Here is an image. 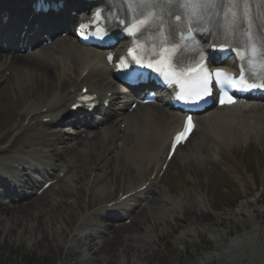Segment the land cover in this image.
Returning a JSON list of instances; mask_svg holds the SVG:
<instances>
[{
  "label": "bare ground",
  "instance_id": "6f19581e",
  "mask_svg": "<svg viewBox=\"0 0 264 264\" xmlns=\"http://www.w3.org/2000/svg\"><path fill=\"white\" fill-rule=\"evenodd\" d=\"M13 1L0 0V13L11 14L12 11L8 10L12 8V3L16 4ZM16 1L17 3L19 1V4L23 7H27L31 2V0ZM77 2L82 4V6L87 5V2L83 0H67L64 5L66 10L60 12L57 17L55 15L52 17L47 16L45 19L47 21L53 19L55 22L57 19L58 22L60 20L62 22L71 20L73 15L72 10ZM16 12L17 15L14 17L16 23H18V20L20 21L22 16L24 17L23 20L26 21L29 15L28 12L22 15L21 11L20 13ZM15 14L12 13V16ZM37 22L42 25L39 26L37 23L32 25L31 23L29 25L31 28L26 31L24 37L20 35L21 38L32 41L42 32L53 30L49 27V23L43 26L44 23H41L42 21L38 20ZM19 31L21 32V29ZM12 38L14 37L12 36ZM114 48L116 49L117 47L115 46ZM60 49L61 52L65 50L66 52L56 57L46 58L47 60L54 59L55 63L53 67L40 62L36 63V66L33 67L32 63H30V56L12 57L8 62L7 59L9 58L4 57L3 60V56H0V71L5 62L11 64L9 76L3 75L2 71L0 72V76H4V78H7L6 80L13 78L15 81H19L20 77H22L18 88V91L21 92L22 90L18 104L21 113L16 127L20 125L22 118L26 119L29 117L27 126L21 133L24 134L32 130V135L26 142L20 144V148L17 151L22 154L15 155L13 161L10 162L18 166L15 169L19 170L20 174L14 172L13 174L6 175L0 171V185L6 187L4 194L10 199L9 202L13 206H16L10 207L1 205L0 203V221H3L0 223V240L18 243L20 242V238L25 235L26 230L33 228L30 220H28V207H33L31 211L37 214L38 220L42 214L54 218L53 216L57 213V210L54 211L47 208L46 201H41V199L35 200L36 197L32 199L31 195L26 197V193L21 190V185L26 188L30 186L25 182H21L20 177L23 173H26V175L28 172L35 173V176H28V179L35 183L37 182V177L43 179L45 177L54 178L55 172L53 169L63 172L64 168L68 170L69 166L73 168L78 163L77 165L80 164L82 169L85 167L84 170L87 171V175L83 173L75 180L80 182L86 176L92 177V180L86 179L84 187L86 191L89 189V196H92L93 200L102 198L104 199H101L102 203H104L108 198H116L119 190L122 192L121 196L126 194L124 199H121V197L120 199H116V202L109 207L101 205L98 211L90 214L91 217L86 222L82 220L78 223L79 228L77 233L88 225L97 228L94 233L89 234L91 235V239L88 243L86 244L85 241L83 243L82 252L84 255L81 261L90 264H121L115 258V248H119L118 250L124 254L133 252V257H136V259L143 258L145 257L146 245L145 239L142 242L140 239L142 235L149 238V233L143 231L145 229L142 228L141 222L137 223L138 216L145 208H154L155 204L161 203L160 205L167 206L168 203H172V201L169 202L166 193H164V187H156L155 185V182L160 180L158 178L159 175L155 174L154 177H150V173L155 166L153 160L156 159L157 161L158 158H163L162 154H164L165 143L171 137L173 131L181 126V122L178 117L152 105H142L130 111L127 110L128 107L124 101L117 98L116 94L117 92H121L120 89L114 87L112 80L109 79L112 66L105 62L100 54L85 47L79 48L73 41H71V44L61 45ZM109 50L110 48L104 47L103 50L99 51L107 53ZM57 62L61 64L60 68L55 66ZM35 73L36 75L38 73V75L34 76ZM83 88H87L86 93L96 96L95 102H97V105L91 112L85 108L83 103L77 101L78 96L83 94ZM12 89L15 91L16 88L13 87ZM30 99L31 102L29 103ZM106 99L108 103L110 102L109 106L104 104V100ZM255 103L259 104L258 101H252L247 107L236 109L237 111L243 110V112H240L241 114L234 112V108H225L209 113L201 120L200 144H194L193 147L190 144L187 145L186 149L180 152L181 158L188 160V162L193 161L196 165H203L206 156L202 151L206 147L215 148L219 151H231L239 143L246 142L250 137L255 140L257 139L256 141L259 142L264 132L261 122L258 121V118L255 119L256 121H249L248 116L253 114H247V108H251L249 110L254 111L263 108L252 107L256 105ZM93 111H97L99 115H104L102 123L105 126L101 124L104 127L96 131V133L98 132L97 136L87 139L91 131L85 135H81L85 131V126H98L95 121L91 120V113ZM53 123H58V126L51 130L45 128ZM75 123H79V125L77 126ZM71 124L76 125L77 128H69L68 126ZM65 131L75 132V136L68 135V137H73L71 143H67L69 138L65 137ZM191 135L194 136L195 131ZM20 139L21 137H18L7 147H4L5 143H0V154L11 152L15 141H19ZM190 139L192 138L190 137L187 142ZM1 140L2 138L0 142ZM5 140L9 141L7 138ZM261 143L264 144V140ZM43 147L50 149L47 151ZM77 148L76 153L69 158L68 165L64 160L65 155L72 153ZM179 149L176 150L175 155ZM117 156L125 157L130 166L126 169L119 168L114 176L110 177L114 166L109 165L106 169L105 166L113 162ZM7 157L11 156L7 155L5 159ZM215 159L219 160L218 157H215ZM5 161H2L0 165L4 167L9 166L8 162ZM60 161H63L64 164ZM119 164H122L120 160ZM243 164L246 166L249 164V160L244 159ZM105 170L108 175L106 178L102 175ZM72 173L75 175L76 171L73 169ZM118 174H123L124 176L120 180L121 186L117 180ZM163 175L159 183H164L166 172ZM249 177L253 180L251 174ZM71 178H73V175L67 176L62 184L67 187L73 186ZM37 188H39L38 185ZM198 191L200 192V189ZM148 195H151L155 200L157 198V201L147 200L146 197ZM259 196V192L255 193L253 198L247 204L242 205L234 214H227L226 212L220 215L204 213L209 219L202 225L206 226L208 233L210 231L209 238L214 243L212 250L217 253L213 254L206 251L202 255L201 263L199 264H214L212 263L214 260H221L222 258H227V264H264V205L262 207L258 206V201L262 200L261 196ZM15 197H24L21 198L20 202L28 200L32 204L22 207L19 204L20 202L14 200L16 199ZM134 201H137L138 204L145 202L144 206L137 213H135L137 206L134 205ZM79 204L77 203L78 206ZM106 204L108 203L104 205ZM202 206L204 205L202 204ZM157 208H154V210ZM249 208H251V211ZM245 215L248 216L246 219L243 217ZM105 217L118 221L131 218V221L129 224L120 223L117 227L109 226L99 229L103 223L100 218ZM248 219L250 222H254L252 226L248 224ZM238 221L241 224L240 231L237 230ZM35 222L37 223L38 221L36 220ZM70 222L71 220L69 219L68 224ZM132 223H137L140 229L133 228L134 225ZM44 226L46 230L41 224H37L36 226L42 231L41 238L44 237V240H46L45 236L49 233L52 235L56 233L58 236L62 234L59 222L53 226L51 225L50 228L48 224L44 223ZM231 228H235L236 238L226 242L225 237L229 234L231 235ZM200 229H203V226ZM190 230L191 233H189ZM141 231L144 233L142 234ZM198 232L197 228L193 227V223L190 227H187L186 233L197 236ZM37 234L30 239V242L37 249L45 247L47 250L49 248L48 243L44 241L45 243L43 244L42 239H37ZM105 235L107 238L103 239L101 247L96 248V239ZM56 246H59V242L56 243ZM105 246L112 247V255L110 257L98 258L99 255H94L98 251L101 252ZM68 254L75 255L76 253L68 251Z\"/></svg>",
  "mask_w": 264,
  "mask_h": 264
},
{
  "label": "rangeland",
  "instance_id": "374dc122",
  "mask_svg": "<svg viewBox=\"0 0 264 264\" xmlns=\"http://www.w3.org/2000/svg\"><path fill=\"white\" fill-rule=\"evenodd\" d=\"M50 51H53L52 47L45 50L42 53L43 56L40 55L39 57L37 55L33 57L30 62L32 63V66L34 67L36 66V63L40 62L47 66L53 67V64L55 63L54 59H48L46 62V58L49 57ZM58 55L60 54L56 51L54 53V57ZM55 66L60 68L61 64L57 62ZM7 75L9 76V74ZM37 75L36 73L34 74V76ZM21 81L22 77H20L19 81H15L12 78L10 80H6L3 84H0V139L2 138L0 143L5 141V138L3 137L4 133L7 130H12L14 128L17 120L16 116L20 112L18 104L20 102V93L22 90L20 92L18 91V88ZM13 87L16 88L15 91L12 89ZM30 102L31 99L29 100V103ZM247 114H253L248 116L249 121L258 118V121L261 122L264 130V108L256 111H250ZM198 133L199 135L201 134V128L198 130L197 134ZM31 135L32 131H27L19 141L15 142L14 145L16 148H20V144L22 142H26ZM261 137L262 138L259 140V142L256 141L257 139L255 140L254 138L250 137L251 140L248 139L246 142L239 143L231 152L237 156L239 155V157H237L239 161L242 157L249 160L250 168L247 169L245 173L246 175H244L242 171H239V173L242 175V179L239 182L240 188H243V185L249 183L246 181V177L248 178V173H253L256 184L259 185L261 183L260 186L262 185L264 187V179L262 182V176L260 175L261 171L257 172L253 169L255 162L253 161L254 159H259L260 163L262 164L264 162V144H260V142L264 140V132ZM189 144L193 147L194 142H190L187 145ZM46 149L49 150L50 148ZM185 149L186 146L180 152L184 151ZM77 150L78 148L64 159L67 164L69 158H71V156L74 155ZM180 152L169 165L163 186H161L164 187V193H166L169 202L172 201V203H168L167 206L160 205L161 203L155 204L153 206L154 208H157L158 205H160V207L155 210L154 208L150 207L145 208V210L138 216L137 223L141 222L143 225L142 228L145 229L143 231L149 233V235L147 234L149 238L142 235L140 239L141 242L143 239H145V257L136 259V257H133V252L124 254L118 250L119 248H115V258L119 260L121 264L201 263V257L206 251L213 254L217 253L212 250L214 243L213 240L209 238L210 231L208 233L206 226L202 225L205 224L207 219H209L204 213H215L220 215L223 212H226L227 214H234L241 208L242 205L247 204L253 198L252 196L233 203L235 197H243L244 194H247L248 196L249 191L244 193L246 190L240 189L239 192H235L238 185L235 184L231 178H229V174L223 172L219 166V168L216 166L214 162L215 159L213 158V155L210 154L209 150L206 149L202 151V153L206 156V160L203 165H196L193 161L188 162V160L181 158ZM222 157L230 159L231 155L228 153L226 156L222 155ZM120 158L124 161L125 165L123 166L122 164H118V161H115L113 173L110 175V177H113L119 168L126 169L128 167L125 157L120 156ZM2 159H4V156L0 154V160ZM77 164L76 167L73 168L69 166L66 175L60 181L61 183L58 182L40 198L41 201L47 202L48 209L54 211L57 210L56 215L53 216L54 218H50L46 214H42L41 218L38 220L37 214L31 211L33 207H28V220H30L33 228H30L29 230L27 229L25 235L20 238V242L18 243H13L12 241L4 242L3 240H0V264H73L72 261H74L81 254L84 241L87 244L91 239V235L89 234L94 233L97 228L88 225L79 232V235L75 236V245L71 244L69 247V251L77 252L75 256L67 257L66 252L62 250L66 244V238L69 233L73 236L75 233H77V223L82 220L86 222L90 218L89 210H86V207L83 203V198L86 193L84 184L86 179H88V176H86V178L80 182L75 180L83 173L87 175V171L84 170L85 167L82 169V166L80 167V164ZM73 169L76 171L75 175L72 173ZM243 169H245L244 166ZM104 174L107 175L105 172ZM70 175H73L71 181L74 185L71 187L64 186L62 184L64 179ZM122 178H124L123 174H118L117 180L119 181V184ZM199 189L200 192L198 191ZM227 189L230 191L225 194ZM248 189L251 191V194L255 195L251 186L248 187ZM262 197L263 199L258 201L259 207L264 205V194ZM80 198L81 203L79 204ZM101 199L102 198L93 200L91 196L90 207L92 205L102 203V200L104 199ZM156 201L157 198L155 202ZM153 203H151V205H153ZM202 204L204 206H202ZM249 210L251 211V208H249ZM243 217L246 219L248 216L245 215ZM69 219L71 222L68 224ZM36 220L38 221L37 223L35 222ZM248 221V224L252 226L254 222H250L249 219ZM1 222L3 221H0V223ZM58 222L62 229V234L60 236L55 233L53 234L55 235L53 237V235L49 233L45 236L46 240H44V237L41 238L42 231L36 227L37 224H41L46 230L44 223L48 224L50 228L51 225L53 226ZM137 223H132L134 225L133 228L140 229V226ZM192 223L193 227L197 228V231H199L197 236L194 234H189L191 233V230L189 233H186L187 227H190ZM201 226H203L204 231L203 229H200ZM237 230H241V224L239 221ZM143 231H141L142 234L144 233ZM36 234L37 239L43 240V244L45 242L48 243L49 248L47 250L45 247H39L37 249L36 246L30 242V239ZM231 235L229 234L225 237L226 242L236 238L235 228H231ZM149 239L154 241H150ZM57 242H59L58 247L56 246ZM111 252L112 247L105 246L101 252L98 251L94 255H99L98 258L110 257L112 255ZM226 259L227 258L214 260L212 263L227 264L228 260ZM75 264L90 263L79 262Z\"/></svg>",
  "mask_w": 264,
  "mask_h": 264
},
{
  "label": "snow or ice",
  "instance_id": "6c2138e0",
  "mask_svg": "<svg viewBox=\"0 0 264 264\" xmlns=\"http://www.w3.org/2000/svg\"><path fill=\"white\" fill-rule=\"evenodd\" d=\"M130 6L135 5L138 8H143L147 5H156L162 8H166L171 11L172 9L178 10L183 13V17L178 14H174L177 20L183 18L186 21V27L191 29L194 25H203V30L208 31V23L212 21L213 17L222 22V31H232L235 29L237 22L242 21L247 25V31L244 32V37L248 43V51L253 56H259L264 61V0H125ZM256 5V18L253 19V5ZM142 19H139L136 25H133V35L143 32L154 19V13L150 9L147 14L141 13ZM151 17V19H150ZM259 21V24L256 23ZM81 32L85 28L84 25L80 26ZM157 31L161 34V50L169 51V59L175 62V57L183 49L177 44L169 45V36L171 35V28L161 23L160 28ZM165 46H168L166 49ZM132 54L130 51L129 55ZM111 59V57H109ZM123 62V61H122ZM157 71H160L157 69ZM207 72V69H205ZM160 74L169 80V73L160 72ZM212 74L208 73L203 79V93L193 92L188 90L186 93H178L177 100L184 103H199L204 95H210V91L207 87L208 77ZM217 77L224 76L225 74L217 72ZM231 102V101H229ZM189 128L191 127V120L188 121ZM188 128L185 129V133ZM181 133L177 136V142L185 135Z\"/></svg>",
  "mask_w": 264,
  "mask_h": 264
}]
</instances>
